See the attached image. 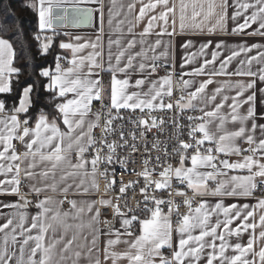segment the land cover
Returning a JSON list of instances; mask_svg holds the SVG:
<instances>
[{
	"label": "snow or ice",
	"instance_id": "6c2138e0",
	"mask_svg": "<svg viewBox=\"0 0 264 264\" xmlns=\"http://www.w3.org/2000/svg\"><path fill=\"white\" fill-rule=\"evenodd\" d=\"M68 2L69 0H32V3L27 5L36 13L40 33L52 29L56 21L67 19L68 8H63L65 13L63 16L57 15L56 10ZM77 2L79 0H72L73 11L82 13L83 19L88 20L91 9H77L74 6ZM232 6L235 10L231 14V19L243 20L232 29L233 33L264 37V0H233ZM188 7L189 4L182 0L179 17L182 30L186 27L185 13ZM191 7V19L195 21L201 16L204 5L199 0H191ZM227 7V0H221L219 5L215 0L208 3L205 19L214 14L217 16L216 24L208 29L209 32L215 31L217 27L224 28ZM127 8L131 13L136 8V3H129ZM158 8L162 11L149 15ZM217 8L220 9L218 13ZM169 14H175V5L170 7L169 0H148L147 3L140 0L139 12L134 19L140 22L148 17V23L140 33V45L144 44L143 37L152 31L155 22L163 21L165 25L167 24ZM8 19L10 17H6L5 23ZM101 22L103 23V16ZM111 23L110 14L109 24ZM253 25L258 27L245 33V30L252 28ZM195 27L199 28L200 24H195ZM128 31L132 32L131 26ZM161 31L164 32L166 29L162 28ZM36 39L40 40L41 37L37 35ZM51 43L52 37H44L40 44L44 54L48 53ZM160 43V40H156L155 45L158 46ZM113 44L118 49L115 54L111 50ZM136 44L135 39H130L126 45L121 46L119 39L115 41L110 39L105 68L101 52L95 51L96 43L81 45L61 42L59 45L61 49H70L72 52V59L68 60L70 66L62 67L60 61L65 57L57 54L55 70L41 68L39 72V76L49 81L43 85L44 89L54 92L55 98L62 100L55 104L57 114L51 119L43 109L35 117H29L30 109L36 103L32 98L33 84L22 88L18 93V103L14 102L10 109L5 100H0V176L4 177L0 179V193L18 195L23 201V204L17 202L0 205L14 210L11 215L4 217L3 223H0V264H78L82 252L73 247L77 235L73 234L69 238L67 233L73 227L81 229L85 226L91 228L93 232L91 246L87 248L89 264H101L100 257L98 255L94 257V251L97 253L100 251L96 245L100 234V229L96 227L98 224L107 226L108 232L104 233L105 235L115 237L106 241L103 250L104 261L111 259L112 264H117L121 259H126L128 264H264V246L256 250L255 235L251 236L246 244L229 242L230 238H239L250 229L255 231L257 224L250 223L249 220L254 219L257 210L261 211L260 226L264 227V198H260L255 205L235 203L225 205L222 199L210 205L204 199L207 196L249 197L258 187H264V123L259 122L264 120V108H257V103L264 105V98L259 101L257 98V92L264 94V87H256L257 79L264 83V51L261 50L264 45H240L238 50H232L230 55L220 60L218 71L206 73V67L216 62L219 54L218 51H212L211 59H205L198 68L183 74L209 76L198 86H194L192 80L183 77L179 81L174 80L171 72L158 79H151V75L157 72L156 57L153 56L151 62H148L143 47L138 52L134 51ZM89 46L93 52L87 56L78 55L81 49ZM222 46V43H218L217 50ZM154 48L155 46H152L149 50L154 51ZM207 48V43L202 44L201 54ZM253 49L257 50L256 55L250 54ZM241 54H245L246 59L240 60V65H247V68L238 69L235 73L227 72L228 64ZM13 59V45L8 39L0 37V93H11L12 77L20 75L21 70L13 66ZM190 60L191 57H187L184 62L189 63ZM254 62L261 65L256 71L251 68ZM97 69L100 71H96ZM104 71L111 74L110 103L107 106L104 105L105 89L100 79V73ZM133 73L140 75L134 82L131 79ZM121 75L123 78H119ZM217 75L246 76L252 79L247 83L236 82L237 91L235 96L231 97V104L227 105L230 109L228 113H222L226 106L225 102L229 100L228 96H224L210 111L201 109V116L188 117L189 121L200 122L194 127L190 126L187 141L179 139L178 146L172 149L173 154L178 156V166L167 163L168 151L165 147V160L159 164V179H153L157 169L154 166L149 170L147 167L149 160L143 161L144 167L137 173V180L127 183L124 182L123 176L117 181L115 166L111 172L107 167H104L103 171L100 170L102 165L119 164L122 172L135 171L127 167L129 162L127 158L114 159L117 148L130 147L133 152L136 150L134 143H128L123 129L120 130V140L123 143L108 142L107 139L108 135L116 130L113 127L114 121L123 119L119 115L121 110L133 112L139 110L142 114L147 112V118L141 115L132 122L137 127H143L145 131L151 130L158 127V123H163V120L158 122L152 115L154 111L173 108L180 111L195 110V102L201 100L207 86L213 82L211 77ZM145 85L146 91L143 90ZM190 86H193L194 90L189 91ZM176 88H179L181 93L187 92V95L181 94L173 101ZM221 92L222 88H216L211 96L206 97L205 102H215L217 94ZM248 92L250 94L245 95ZM165 98L169 102L165 103ZM94 101L101 104L100 110L96 112L92 110ZM244 106L246 109L242 111ZM113 110L117 115L112 114ZM102 118L103 126L100 123ZM229 121L239 126L229 130L226 127ZM96 128L101 130L99 138L93 131ZM257 130L261 133L260 138L255 136ZM129 135L133 140L136 139L135 132ZM140 135L144 136L145 132H141ZM240 140L245 141L249 147L242 149L238 143ZM13 141H18L23 150H18L17 144ZM206 143L214 147H205ZM97 145L100 147L97 148ZM158 146L159 141L152 144L153 149ZM105 149L107 155H104ZM90 152L89 159L87 154ZM244 152L248 154L243 155ZM221 154L224 156L234 154L242 158L236 161L219 159ZM155 159L157 162L161 161L160 156ZM189 161L190 166H187ZM238 170H246L247 174L228 176L229 171ZM97 175L105 177V192L119 182L120 195L115 197L117 201L126 196L128 190L143 178L144 184L139 188V193L144 207L139 209L141 201L138 200L137 209L148 215L141 218L136 214L137 209L129 207L127 201L122 208L120 203H112V198L101 197L99 205L111 208L112 216L119 219L120 228L117 229L111 221L100 219L101 207H96L97 201L81 202L80 206H77L76 200H67V197L59 201L52 196L40 198L43 192L67 193L73 186L83 189L84 192H88L89 189L99 190ZM76 178H79V183L74 185L68 183L69 180L75 181ZM24 179L37 181L36 184L30 185V192H34L37 197L36 213L30 218L26 211L22 210L30 203L21 195L20 186ZM173 180L177 181L179 186L175 191H170L169 196L184 197L183 204L187 207V212L183 214L174 200L165 201L157 198L155 194L157 190L171 189ZM211 184L215 186L211 187ZM185 185L193 192V197H188L185 191L180 190V186ZM150 188L152 195H149ZM197 196L201 199L194 206V198ZM65 200L70 205L69 211L54 207L63 204ZM149 202L154 204V207H148ZM165 203L168 204L167 214L161 210V205ZM173 212L177 216L175 226L171 220ZM85 215L89 217L87 225L83 222L75 225L68 222L70 218L82 220ZM213 217L215 223L212 222ZM137 223L138 235L133 231ZM234 223L235 227H232ZM58 230L62 231L57 236L55 234ZM49 233L53 235L50 236ZM174 234L178 237L175 241ZM259 238L264 240V231L259 233ZM120 243L126 244L127 250L119 253L110 252L112 246ZM165 248L171 249L170 256L164 255L162 249ZM229 250L232 254H229Z\"/></svg>",
	"mask_w": 264,
	"mask_h": 264
},
{
	"label": "crops",
	"instance_id": "0c3cea01",
	"mask_svg": "<svg viewBox=\"0 0 264 264\" xmlns=\"http://www.w3.org/2000/svg\"><path fill=\"white\" fill-rule=\"evenodd\" d=\"M135 2L136 8L129 13L127 5L129 3ZM144 3H147L148 0H143ZM184 3L189 4V7L185 13V24L186 27L182 30L180 28V5L182 3V0H169V6L175 5V14H169V18L167 21V24L165 25L163 21L155 22V25L152 29V31L145 37L144 44L140 45L139 41L141 39L140 33L143 31L144 27L148 23V17L146 16L143 20L140 22H136L134 17L139 12L140 7V0H79V2L75 3L74 6L78 7H89L92 10V19L91 24L89 26L84 27H61V28H52L49 30H46L44 32L45 36L52 37L54 34H60L61 39L59 40V45L61 42L65 43H72V44H87L91 45L92 43L97 44V48L95 51L101 52V58L102 63L104 67H107V61H108V51H109V45L108 41L111 39L113 41L119 39L121 41V46H124L127 44V41L130 39H135L137 41L136 47L134 51H140L141 47H143L146 50V56L147 61L151 62V58L153 56L156 57L155 63L164 62L168 69L173 70L167 71V72H161V73H154L151 75V79H158L159 77L164 76L165 74L171 72L180 77H183V79H189L193 81L194 86H198L200 82H202L205 79H208L209 76L207 74H201L197 76H190V75H183L186 73H190L194 68H198L201 64H203L205 59H211V52L212 51H218V56L216 62L213 64H210L206 67V73H210L212 71H218L220 68V60L230 55L232 50H238L240 45H264V37H261L259 35H247V34H239V33H233L232 29L236 27L238 23H242V18H238L236 21H233L231 19V14L235 10L233 5V0H227L228 7H227V18L225 21V26L223 29H220L217 27L215 31L209 32L208 29L211 28L213 25L216 24L217 16L214 14L213 16L208 17L205 19V14L207 12V5L211 0H199L200 3L204 5V10L201 13V16L198 17L195 21L191 19L192 15V7H191V0H183ZM221 0H215V3L219 5ZM63 6H73L72 0H69L68 3L64 4ZM199 11L200 9L197 8ZM159 11H162V9L158 8L154 13H150L149 15L158 14ZM220 11L219 8L216 9V12L218 13ZM111 14V20L112 23L109 24V17ZM101 16H103V23L101 22ZM173 20H175V24H173ZM195 24H200V27H195ZM132 27V32L129 33L128 29L129 27ZM258 25H253L252 28L246 29L245 33L253 31ZM165 28L166 31L162 32L161 29ZM54 30V31H53ZM99 37V40L97 38ZM79 38V39H77ZM156 40H160L161 43L156 46L155 42ZM190 42V44H189ZM208 44V48L204 50V53L201 54L200 49L202 44ZM218 43H222L223 46L217 50L216 45ZM187 45V47H186ZM152 46H155L154 51L149 50L152 48ZM60 48V47H59ZM61 57H65L63 59L65 61L64 65H61L62 67H69L68 60L72 59V52L70 49H61ZM112 52L115 54L117 52V46L115 44L112 45ZM264 51V48L261 49ZM94 50L89 46L81 49V51L78 53V55L87 56L89 53L93 52ZM256 49H253L250 53L251 55H256ZM187 57H191V60L189 63H185V59ZM246 59L245 54H241L240 57L234 59L231 63L228 64V67L226 69L229 73H235L238 69L241 68H247V65H240V60ZM259 67H261L260 64L253 63L251 68L253 71H256ZM56 63L51 70H55ZM85 71L87 69L85 68ZM96 71H100L97 69ZM110 76L111 74L107 71L100 73V79L102 81V86L105 89L104 93V99L110 103ZM119 78H123L121 75ZM140 78V75L138 73H133L131 76L132 81L134 82L135 79ZM212 83L209 84L205 90V94L202 96L201 100L196 103V109L202 114L200 111L203 109L204 111H210L215 103H219L220 100L224 96H228L229 100L225 102V107L222 109V113H228L230 109L227 107L228 104H231V97L235 96L237 88L235 87L237 81H241L244 83H247L251 77L246 76H236V75H217L211 77ZM47 79V83H48ZM46 83V84H47ZM257 88L264 87V83H260L257 79ZM216 88H222V92L217 94V100L213 103H206L205 99L208 96H211L214 93V90ZM130 90H136V89H130ZM144 91L147 90V85L144 86ZM189 91L194 90L193 86H190ZM52 92V91H51ZM55 96V93L52 92ZM185 96L187 95V92H184ZM250 94V92L246 93L245 95ZM257 98L258 101L261 98H264V94H261L257 92ZM56 103L62 102L60 99H56ZM95 102V101H94ZM93 102V103H94ZM8 107V106H7ZM10 109V107H8ZM257 108H264V105H260L257 103ZM246 106L242 109L245 110ZM51 119L52 116L48 115ZM55 116V115H54ZM34 124V119H33ZM260 123H264V120L259 121ZM239 125H233L230 121L228 124H226V127L229 130L234 129L235 127H238ZM250 127V124L248 125ZM214 130V125L212 126ZM255 136L257 138L261 137V133L259 130L256 131ZM16 141H13V143ZM239 146L242 149H247L249 145L243 141L240 140ZM213 146L214 145H208L205 144V147ZM17 147L18 150L22 151V146L19 145V142L17 141ZM247 152H244L243 155H247ZM241 156L237 155H228L224 156L221 154L219 156V159H229L230 161H236L241 159ZM190 166V161L188 162V165ZM246 170H238V171H229L228 176L231 175H246ZM3 176H0V179H3ZM227 178V177H225ZM97 180V177H96ZM23 188H21V195L25 196L27 200L30 201V203L27 205L26 209H22L23 211H26L28 217L30 218L32 215L36 213V194L34 192H30V185L36 184V180H27L24 179L23 181ZM51 182V181H49ZM98 182V181H97ZM69 184H77L79 183V178H76L75 181L69 180ZM62 186V185H61ZM88 186V182L86 181L85 187ZM211 187H214V184L210 185ZM97 191L89 189L88 192H84L83 189H77L75 186H73L67 193L61 192V191H47L40 194V198H43L44 196H52L57 201L64 200L65 197H67V200H76L77 206H80L81 202H91V201H98L101 199V197L107 199L104 196L97 197ZM260 198H264V196L256 194V190L253 192L252 196L249 197H214V196H207L204 197L210 205H214L218 200L222 199L225 205L228 204H249V205H255L257 201ZM21 203L23 204V201L20 199V196L14 194H7V193H0V205L3 204H13V203ZM54 207H59L62 211H69L70 205L66 202L64 204H57L54 205ZM97 207V204H96ZM251 210V209H249ZM14 210L11 208H4L0 207V223L4 222V217L11 215ZM261 215V211L257 210L254 219L250 218L249 222L256 223L257 227L255 231L248 230L247 232L243 233L239 238L232 237L230 238V243H243L246 244L248 239L255 235L256 237V244L254 247L256 250H259L260 246H264V240H261L259 238V233L261 231H264V227L260 226V220L259 216ZM88 215H85L82 220H72L69 219L70 224H80L83 222L85 225L88 224ZM221 219L223 217L221 216ZM30 222V219L29 221ZM213 223H215V217H213L212 220ZM115 228H120V222L118 218H114V225ZM97 228L100 229V234L98 236V239L96 241L97 247L100 249V251L97 253L94 251V257L99 256L101 259V264H112V260L109 259L108 261H104L103 259V250L106 241L109 238H115L110 237L108 235H105L104 233L108 232V228H103L99 224L96 225ZM232 227H235V223L232 225ZM62 230H58L55 235H59ZM122 231V230H121ZM137 235L138 232H135ZM77 235V240L74 244V248L77 250H80L82 252V255L79 259L78 264H89V259L87 255V248L91 246V240H92V229L85 226L84 228L77 229L73 227L72 229H69L67 235L69 238L73 235ZM49 235H53L52 233H49ZM127 239V237H125ZM174 241L178 239V237L174 234L173 236ZM218 243V242H217ZM83 245V247H81ZM127 250V245L120 243L115 246H112L110 248V252H123ZM164 255L170 256L171 249L165 248L162 249ZM229 254H232L229 250ZM204 258L202 257V260ZM117 264H128L126 259H121L117 261Z\"/></svg>",
	"mask_w": 264,
	"mask_h": 264
},
{
	"label": "built area",
	"instance_id": "2783aa9c",
	"mask_svg": "<svg viewBox=\"0 0 264 264\" xmlns=\"http://www.w3.org/2000/svg\"><path fill=\"white\" fill-rule=\"evenodd\" d=\"M61 65L65 64V61L62 59L60 61ZM157 66V72H167L173 70L168 69L167 65L164 62L156 63ZM173 79L176 81H179L181 79L180 76L174 74ZM181 94V91L179 88H176L174 92V96L172 97V100L174 101L176 98H178ZM104 105L107 106L109 104L108 101H106L103 98ZM169 102L167 98H165V103ZM101 104L99 101H95L92 106L93 112H96L100 110ZM114 116L117 115L115 110H113L112 113ZM119 115L123 117V119H116L113 123V127L116 129L113 133L109 134L107 139L108 142L116 141L117 143H123V141L120 140V130L123 129V132L125 134V138L128 140L129 144H135L136 150L133 152L130 147L125 148H117L115 157H125L128 159L127 167L129 169H135V171L132 172H122L119 164L114 165H102L100 170L103 171L104 167H107L109 169V172H111V169L113 166L116 168V178L117 181L120 180L121 176H123V180L125 183L128 181H136L137 180V173H139L143 167H144V160H149V164L147 167L149 170H151L154 166L156 167L157 171L156 174L153 175V179H159L158 172L160 170L159 164L162 163L165 160L164 156V149L167 147L168 156H167V163L172 164L173 166H178V156H175L172 152V149L178 146L179 139L188 140V131L190 130V126L194 127L196 123H199L198 120L189 121L188 117H199L202 114L197 110H184L180 111L179 109L173 108L171 110H157L152 113L157 118V121L163 120L162 124L158 123V127L153 128L151 130L145 131L143 127H137L132 121L137 120L138 118L143 115L145 118H147V112L141 113L139 110H136L133 112L132 110H121ZM150 122V121H149ZM101 126H103V118L101 119ZM94 134L97 138L101 135L100 128H96L93 130ZM135 132L136 139L133 140L130 133ZM141 132H145L144 136H141ZM199 135V134H198ZM159 141V146L156 149L152 148V144L154 142ZM17 144V141L14 142ZM100 145H97V148H99ZM104 155H107V149L104 150ZM191 155V153H189ZM88 158H91V152L87 154ZM160 156L161 161L157 162L156 157ZM109 178H111L109 176ZM97 181L100 185L99 190L97 191V197L104 196L107 199L112 198V203H120L122 208L125 204V201H127V204L129 207L133 209H137V201H141L139 205V209H143L144 204L142 201V197L139 193V188L143 186L144 180L143 178L139 179V183H137L133 188H130L127 192V195L124 196L122 199L117 201L115 197H117L119 194V182L114 186V188L109 189L107 192L104 190V183H105V177L97 175ZM23 182L21 183L20 189L23 188ZM178 182L173 180L172 182V188L167 190H157L156 196L157 198L164 199L165 201L172 199L175 201L176 204L180 206L179 211L181 214L187 212V207L183 204L184 197L180 196H169L170 191H175L178 187ZM180 190L185 191L187 193L188 197H193V192L189 189H187L185 186H180ZM152 189H149V195H152ZM256 194L264 196V187H258L256 189ZM18 196V195H17ZM19 197V196H18ZM135 197V198H133ZM201 197L197 196L194 198V206L196 203H199ZM67 200H65L64 203H66ZM63 203V204H64ZM97 207H101L99 203H97ZM148 207H154V204L149 202ZM139 209L136 210V214L139 215L141 218H144L148 213L142 212ZM162 213L167 214L168 213V204L165 203L161 205ZM101 220H109L114 225V217L112 216L111 208L107 207H101ZM171 220L173 223V226H175L177 222V216L176 213L173 212L171 216ZM103 228H107V226L103 224H99ZM139 225L138 223L133 228L134 232H138Z\"/></svg>",
	"mask_w": 264,
	"mask_h": 264
},
{
	"label": "trees",
	"instance_id": "16d2710c",
	"mask_svg": "<svg viewBox=\"0 0 264 264\" xmlns=\"http://www.w3.org/2000/svg\"><path fill=\"white\" fill-rule=\"evenodd\" d=\"M32 0H0V37L8 39L13 45V66L19 68L20 75L12 77V92L0 93V100H5L8 107L18 103V93L28 84L34 85L32 98L36 103L30 109L29 117H35L43 109L47 115H56V98L51 91L44 89L47 78L39 76L41 68H52L56 55L61 54L60 34H54L47 54L42 53L40 44L44 32L37 27V16L27 5ZM6 17H10L5 23ZM54 31V30H53ZM41 37L40 40L36 36Z\"/></svg>",
	"mask_w": 264,
	"mask_h": 264
},
{
	"label": "water",
	"instance_id": "95a60500",
	"mask_svg": "<svg viewBox=\"0 0 264 264\" xmlns=\"http://www.w3.org/2000/svg\"><path fill=\"white\" fill-rule=\"evenodd\" d=\"M63 8H68L69 11L67 13V19L61 20V21H56L54 23V28H61V27H84V26H89L91 24V19H92V10H91V16L88 20H84L82 17V13L73 11V6H62L61 9H57L56 13L57 15H65L63 12ZM77 9H91L89 7H78L75 6Z\"/></svg>",
	"mask_w": 264,
	"mask_h": 264
},
{
	"label": "rangeland",
	"instance_id": "374dc122",
	"mask_svg": "<svg viewBox=\"0 0 264 264\" xmlns=\"http://www.w3.org/2000/svg\"><path fill=\"white\" fill-rule=\"evenodd\" d=\"M44 37H47V36L44 35L43 38H42V41L44 40ZM45 42H46V41H45ZM41 51H42V50H41ZM42 53H43V52H42Z\"/></svg>",
	"mask_w": 264,
	"mask_h": 264
}]
</instances>
